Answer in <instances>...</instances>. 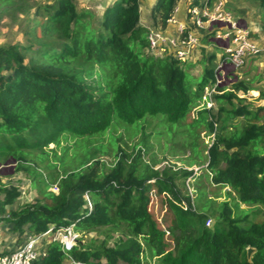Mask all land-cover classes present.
I'll list each match as a JSON object with an SVG mask.
<instances>
[{"label":"trees","instance_id":"trees-1","mask_svg":"<svg viewBox=\"0 0 264 264\" xmlns=\"http://www.w3.org/2000/svg\"><path fill=\"white\" fill-rule=\"evenodd\" d=\"M28 1L0 0V13L27 14L24 43L0 47V155L17 161V171L30 176L42 198L12 209L21 192L0 180V223L19 235L28 225L35 236L70 226L76 233L103 236L70 248L55 241L42 264H264V219L250 221L254 208L264 215V107L234 104L250 84L237 80L230 88L218 86L217 113L199 108L188 123L205 89L216 84V67H210L212 58L207 65L202 59L204 73L192 79L185 59L154 56L150 29L141 25L140 0H114L98 26L81 17L78 0L38 6L32 17ZM250 1L264 28V0ZM177 2L154 3L153 23L161 31ZM210 38L202 42L209 44ZM239 117L242 122L232 123ZM153 121L157 139L188 140L201 127L213 136L206 155L195 153L200 166L207 164L197 178L207 186L195 199L180 188L181 183L186 190L193 171L158 170L157 159L146 160L152 146L145 130ZM121 128L141 135L132 151L117 148ZM93 147L104 154L112 149L110 167L98 158L89 164ZM48 158L47 168L54 172L29 166ZM52 186L58 193L50 191ZM207 187H229L227 195L238 197L236 212L225 203L212 228L206 226L207 215L193 209L196 200L208 201ZM153 193L165 196L172 214L167 230L151 213ZM248 248L255 249L250 261Z\"/></svg>","mask_w":264,"mask_h":264},{"label":"rangeland","instance_id":"rangeland-1","mask_svg":"<svg viewBox=\"0 0 264 264\" xmlns=\"http://www.w3.org/2000/svg\"><path fill=\"white\" fill-rule=\"evenodd\" d=\"M55 0H29L25 3V5L30 7L29 16L32 17V14L34 13L36 7L38 6H45L47 4H52ZM114 0H78L76 1V7L81 15V17L86 21H91L93 25L98 26L105 9L113 3ZM141 1V21L144 20L145 24L147 25L149 22V25H152L153 17L151 15V8L156 2V0H140ZM227 2V5L229 6V9L235 14L237 17H246L244 20H247L248 24L257 27L262 30L264 29L263 26L258 21L259 16V9L256 7V5L251 2L250 0H225ZM27 17V14L23 11H16V12H10V13H0V47L9 45V44H15V43H21L25 41L23 36V29L25 25V18ZM246 22V21H245ZM143 23V22H142ZM254 24H256L254 26ZM144 27V26H143ZM152 27V26H149ZM146 28V27H145ZM255 32V31H254ZM256 33V32H255ZM207 32L204 31V36ZM213 35V34H212ZM255 37V35L253 34ZM257 40V39H256ZM212 42V40H209ZM258 42V41H257ZM202 43V40H201ZM205 47H199L198 49L201 50L198 52V54H194L190 56V58L186 59V62L189 64V68L186 69V72L188 76L192 79L201 77L203 75V71L205 66L207 65V60L209 58L211 59L210 67L214 68L217 66V62L219 61L218 55L222 54L221 50L214 49V57H211L213 53V49H209L210 44L204 43ZM202 50L204 52L202 53ZM156 57H162L160 55H154ZM204 59L206 62V65L201 63L200 61ZM256 59L250 64L252 65H246L243 69L246 74H249L251 80L246 81L250 84L251 90L252 88L256 87L254 85V80H252L253 76L258 74V69H260L262 66L264 68V54H261L260 56L254 58ZM256 66V68L254 67ZM264 71V69H263ZM232 84V83H230ZM196 88V86H194ZM211 86L207 87L203 94V100L201 102L200 107L193 110L188 117L187 122L191 123L192 120H194L197 116L199 108L206 107L208 109L212 110V113H217V105L215 107H209L208 101L205 100V98H208V92H210ZM250 90V91H251ZM241 92V91H240ZM239 92V93H240ZM238 93V96H239ZM215 96L213 95V103L215 104ZM240 101H234V104L236 107L241 105H247V106H253V97L252 96H246V97H239ZM256 106V104H255ZM231 107H227V109H230ZM243 117H239L237 120L233 121L235 122H242ZM156 121H153L152 126L147 128L145 130L146 134L150 136L149 142L151 144V151L148 154V157H146V160H149L150 157H153L159 161L157 164L156 169L163 170L164 168H173L175 171L177 170H187V171H193V178H188L185 183L184 189L183 185L180 183L181 193L191 196V198L195 199L197 195V191L205 188L207 186L206 180H202L201 182L197 180L198 176L202 175L205 171L204 169L207 168V164H204L203 166H200L199 164L202 163V160L198 159L195 155L196 151L202 153L203 155H206V149L210 147V145L213 142V136H209L206 134V131H204V128L201 127L200 129L196 130L197 136L191 137L190 139L180 138V136H176L175 139H157L155 138L154 129H155ZM119 140H115V143L117 145V148H123L127 151H132L134 146L136 144H139L141 141V135L135 134L132 131H125L123 128L119 129ZM50 148H54L53 145L50 146ZM31 153L33 151L30 150ZM90 163L94 162L96 158L102 160V162L107 163V166H111L113 161V152L110 148L107 152V154L104 152H101L100 149H97L96 147H93L90 150ZM34 155V154H31ZM33 158V157H32ZM35 160V159H34ZM199 163V164H198ZM48 164H52V159L48 158L45 161H41L39 159H36V162H30L29 166L32 170L38 169L42 170L45 173H51L54 171H51L47 168ZM18 163L17 161L13 160L12 158L5 157L3 155H0V180L1 183L6 185V187L10 188L12 186H15L19 189L21 194L16 199L14 205L10 208L19 210L24 208L25 206L35 204V202L41 200L42 195L38 191L37 188H33L30 181V176L24 172V171H17ZM97 173H100V168H95ZM212 178V177H211ZM218 187H207L209 199L208 201H202V200H196L193 203V209L196 211L202 212L205 215H207V219L211 220V226L209 228H212L215 221L216 216L221 214L225 209V203H228L229 207L235 211V205L238 203L237 199L238 197L235 195V193H232L231 196L227 195L230 191L229 187H224L217 189ZM50 191L58 193V188L55 186H52L50 188ZM165 196H156L155 193L152 195V201L150 204V210L151 213L154 216V219L158 222L161 229L167 230L169 227V221L172 217V214L170 210L165 206L164 198ZM0 199H3V195L0 193ZM240 203V202H239ZM183 207L186 208L185 203H182ZM240 209H247V206L245 204L240 203ZM253 211L257 213L256 215H252L253 213H250V221L253 220H259L264 219V215L260 213V210L257 208H254ZM236 212V211H235ZM260 213V214H259ZM235 217L237 219L242 218L241 213L235 214ZM207 226V225H206ZM26 231L23 235H19L14 233L11 230V225L0 223V254L3 252L10 251L18 245V243L23 242L29 235L32 234V232L28 229V225L25 227ZM79 238L78 241L82 244H85L88 240H95L97 242H100V240L103 238V236L100 233H89L87 235H83L81 233H78ZM168 242H170V245H173L172 239L170 238V235H167ZM57 239L55 235V231L53 234L49 235L48 237H45L43 239L42 245L40 246V253H44L50 244L54 243ZM64 264H72L70 262H64Z\"/></svg>","mask_w":264,"mask_h":264},{"label":"built area","instance_id":"built-area-1","mask_svg":"<svg viewBox=\"0 0 264 264\" xmlns=\"http://www.w3.org/2000/svg\"><path fill=\"white\" fill-rule=\"evenodd\" d=\"M178 12L179 8L175 6L168 20V26L174 27L172 35H165V31L158 29H150L149 50L153 55H167L186 60L197 51H201L199 47H204L201 40L206 37L204 36L206 31V35L211 37L210 43L222 46L226 56V60L217 65L216 84L208 92V98H205L208 106L213 108L216 106L213 103V95L219 93L216 88L224 87V84L232 81L236 77V72L243 69L249 60L263 53V48L252 35L247 24H243L242 19L229 9L225 0H214L211 5L208 0L189 5L186 22L177 19ZM227 65L229 68L226 74L229 76L232 73L231 79L225 73H220ZM206 225L211 226L210 219L207 220ZM54 231L57 237L55 241H59L65 248H70L78 242L79 235L73 226L59 230L50 228L41 235H29L14 249L1 253L0 264H42L41 257L45 252L40 253V246L43 239Z\"/></svg>","mask_w":264,"mask_h":264},{"label":"crops","instance_id":"crops-1","mask_svg":"<svg viewBox=\"0 0 264 264\" xmlns=\"http://www.w3.org/2000/svg\"><path fill=\"white\" fill-rule=\"evenodd\" d=\"M203 1H205V0H178L177 5H176L179 8V12L177 14V19L179 21L186 22V20H187V18H186V12H187L188 6L191 5V4H193V3L198 4L199 2H203ZM239 18L242 19V23L243 24L246 21L245 24H247V26L250 28V30L254 33L255 39H257L258 43L263 48V53L262 54H264V29L261 30L260 27L257 28V27H253V26L249 25L248 22H247V20H244L246 17L244 18L243 16L242 17L240 16ZM149 23L146 25L145 22H144V20L141 21V25H143L147 29H158V30H160V28H157L154 23H152V25H149ZM255 25L256 24H254V26ZM149 26H152V27H149ZM163 31H165V35H169L170 36V35H172V33L174 31V27L169 25L167 27V29L166 30H163ZM210 46L211 47H209V49H211V50L213 49V53H212L211 57H214L215 56L214 55V49H216V50L219 49L222 52V54H219L218 55L219 61L217 62V65L220 64L221 62H224L226 60V56H225V51H224L223 47L220 46V45H216L214 43H210ZM198 52H200V51H197L196 54H198ZM255 60L256 59L249 60L246 65L248 66L250 64V62L252 63ZM250 65H252V64H250ZM228 66L229 65H227L220 73H222V74L225 73L226 74L227 71H228V68H229ZM254 67L256 68V66H254ZM259 67H261V68L258 69L259 70L258 71V74L255 75V76H253V78H252V80H254V85L253 86H255V84H256V87L252 88V90L249 91L248 93H244L242 91L239 93V97H246V96H252L253 97V103H254V105L251 106L250 108H253V107H264V71H263L264 68L262 66H259ZM236 73H237L236 74V77L237 78L235 77L232 81H228L226 84L223 85L224 87L230 88V86L234 82H236L237 80H243L245 82L251 80L250 77H246V76H249V74H246V76H245L244 69H241V70L237 71ZM232 76H233L232 73L229 74V76L227 75V77H229L230 79H231ZM230 83H232V84H230ZM255 104H256V106H255Z\"/></svg>","mask_w":264,"mask_h":264},{"label":"water","instance_id":"water-1","mask_svg":"<svg viewBox=\"0 0 264 264\" xmlns=\"http://www.w3.org/2000/svg\"><path fill=\"white\" fill-rule=\"evenodd\" d=\"M255 252V249H253V248H248L247 249V258H248V260L250 261V259H251V256H252V254Z\"/></svg>","mask_w":264,"mask_h":264},{"label":"clouds","instance_id":"clouds-1","mask_svg":"<svg viewBox=\"0 0 264 264\" xmlns=\"http://www.w3.org/2000/svg\"><path fill=\"white\" fill-rule=\"evenodd\" d=\"M246 23V22H245Z\"/></svg>","mask_w":264,"mask_h":264}]
</instances>
